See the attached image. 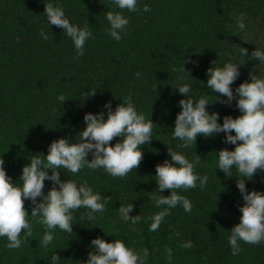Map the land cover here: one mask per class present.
<instances>
[{
  "label": "trees",
  "instance_id": "16d2710c",
  "mask_svg": "<svg viewBox=\"0 0 264 264\" xmlns=\"http://www.w3.org/2000/svg\"><path fill=\"white\" fill-rule=\"evenodd\" d=\"M49 2L63 6L72 23L88 24L94 38L87 42L84 56L76 58L71 39L62 29L47 25L44 10ZM144 4L150 12H143ZM137 7L136 13L123 10L130 24L122 39L115 41L106 35L105 14L114 8L110 0H0V157L13 183L20 181L22 168L32 158L46 162L54 140H76L86 127V113L103 110L106 117L107 102L114 110L131 95L138 110L155 123L153 139L142 146L139 167L125 177H112L103 169L85 167L75 175L59 169L62 180L87 182L111 197L94 222L81 219L86 209L77 210L73 233L57 228L52 244L45 248L40 246L45 226L37 218L31 236L21 233L20 248L9 249L7 238H0V264H50L54 251L59 264H79L94 251L90 245L97 237L107 242L124 239L137 251L148 249L146 264H264V243L240 242L239 255H232L229 245L230 230L240 222L238 209L244 201L237 178L217 168L216 153L235 146L224 142V133L198 136L196 145L188 148L172 139L179 101L184 99L175 88L179 73L174 69L183 65L190 74L184 73L192 95L213 102L208 111L219 113V123L225 116L241 115L236 100L231 105L216 101L220 94L207 88L206 73L229 61L239 63L234 95L250 73L264 75V65L251 58L255 48L264 50V0H139ZM240 17L246 24L243 31L237 25ZM42 31L48 40L42 38ZM242 48L248 56L241 54ZM83 92L95 95L84 99ZM61 94L67 99L63 104L57 99ZM118 141L119 137L111 143ZM168 148L189 160L200 156L196 170L208 176V184L203 191L178 190L192 202V212L171 209L160 228L151 232L149 218L161 210L152 197L170 195L168 189L159 193L155 177L156 165L170 158ZM232 175H238L235 169ZM51 187L45 181V194ZM246 188L264 192V171L246 181ZM129 203L133 204L130 216L142 217L138 224L119 216V207ZM25 208L30 215V201H25ZM188 241L192 248H183Z\"/></svg>",
  "mask_w": 264,
  "mask_h": 264
},
{
  "label": "clouds",
  "instance_id": "9594fccd",
  "mask_svg": "<svg viewBox=\"0 0 264 264\" xmlns=\"http://www.w3.org/2000/svg\"><path fill=\"white\" fill-rule=\"evenodd\" d=\"M138 2L139 0H110L114 8L105 14L109 25L107 36L115 41L122 39L130 24L123 10L138 12ZM142 10L145 13L151 11L147 4L143 5ZM44 15L49 27L54 25L62 29L71 39L75 57L84 56L87 42L94 38L88 24L80 26L72 23L59 3L45 4ZM237 25L241 31L245 30L243 17L238 18ZM41 36L44 40L49 39L44 31ZM241 54L248 56V50L242 48ZM251 58L264 65V50L255 48ZM240 66L239 63L229 61L222 67L208 69L206 73L209 77L207 88L212 93L220 94L215 95L218 97L216 101L231 105L236 100V108L241 113L236 118L225 116L223 123L218 122L219 113L210 114L208 111V105L213 102L210 103L206 97L197 98L192 95V85L186 80L184 73L188 72L184 65L174 69L179 73L175 88L184 99L179 101L181 111L177 114L172 128V139L180 141L182 147L188 148L192 144L196 145L198 136L207 138L224 133V142L235 146L234 150L225 148L216 153L217 168L226 176L237 178L236 187L244 201L243 206L238 209L242 213L240 222L230 230L229 245L232 255H239L240 242L252 245L264 243V192H249L246 188V181L264 171V75L250 73L249 79L235 89L234 95L232 85L240 77ZM139 75L137 73V77ZM82 95L86 99L95 95V92H83ZM221 97L227 99L221 100ZM57 99L61 104L67 100L62 94ZM103 108L107 109L106 117L103 110L95 114H85L86 127L76 140H54L48 147L47 155H44L46 162L39 157L32 158L22 168L18 183H13L5 169V161L0 157V238H7L9 249L21 247L22 232L26 237L32 235L33 222L37 218L45 226L40 246L47 248L52 244L57 228L73 233L74 213L77 210L86 209L81 219L89 222H94L97 219L96 214H102L106 210L111 197L103 196L87 182L80 183L70 178L62 180L59 169L73 175L85 167L93 171L103 169L112 177L122 178L139 167L143 159L142 146L150 144L153 139L155 123L138 110L131 95L114 110L111 102L105 103ZM117 137L119 141L113 145L111 142ZM89 154L92 156L91 160L88 159ZM169 157L162 164H157L155 169L159 193L168 189L170 195L152 197L154 206L161 210L149 218L151 232L160 228L165 217L171 214V209L182 207L186 213L192 212V202L179 194L178 190L186 192L198 187L203 191L208 184V176L201 175L196 170L201 163L200 156L189 160L183 153L169 149ZM233 169L237 176L232 175ZM45 181L52 184L47 194L44 192ZM25 201H30L32 205L30 215L25 208ZM132 212V203L119 207V216L124 222L140 223L142 217L139 214L130 216ZM192 246L191 241L182 245L187 249ZM90 247L94 251H89L87 259L79 264H146L150 255L148 249L137 251L128 246L124 239L107 242L97 237L91 241ZM168 251L170 256L171 250ZM59 261V255L54 251L50 256V264H59Z\"/></svg>",
  "mask_w": 264,
  "mask_h": 264
},
{
  "label": "rangeland",
  "instance_id": "374dc122",
  "mask_svg": "<svg viewBox=\"0 0 264 264\" xmlns=\"http://www.w3.org/2000/svg\"><path fill=\"white\" fill-rule=\"evenodd\" d=\"M261 42H262V44H264V40H262Z\"/></svg>",
  "mask_w": 264,
  "mask_h": 264
}]
</instances>
